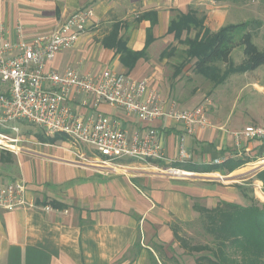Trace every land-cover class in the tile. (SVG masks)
I'll return each instance as SVG.
<instances>
[{"label":"crops","instance_id":"0c3cea01","mask_svg":"<svg viewBox=\"0 0 264 264\" xmlns=\"http://www.w3.org/2000/svg\"><path fill=\"white\" fill-rule=\"evenodd\" d=\"M213 1L221 5L210 9ZM223 1L231 0H0V44L17 41V25L22 27L23 39L28 40L49 32L60 16L91 7L93 14L85 22L86 30L72 47L47 61L46 69L61 73L72 67L82 73H97L109 68L131 79L146 77L149 87L168 108L190 109L198 103L181 101L176 90L189 62L182 65L188 46L184 43L178 57L176 45L183 44L179 41L182 33L176 37L172 23L186 14L197 17L201 10L197 5H204L205 16L199 13L197 17L201 21L199 32H216L224 26ZM115 24L128 48L144 51L132 68L121 64L114 48L103 44ZM254 34L252 40L257 45ZM193 73L201 75L194 66ZM218 84L223 86V81ZM219 99L207 109L210 125L196 126L185 137L189 158L184 162L175 160L182 125L168 118L154 121L164 159L149 162L122 158L108 168L92 156L90 146L71 145L64 134L55 141L42 139L50 135L41 128L43 133L31 130L34 139L27 143L23 139L18 144L0 146V186H22L27 203L13 210L0 208V264H144L151 250L149 243L174 244V229L178 232L179 226L195 221L199 214L194 204L212 208L222 200L242 203L240 185L245 183L225 182L227 173L213 165L247 154L251 141L243 135L236 140L235 131L224 128H234L237 122L223 123V96ZM66 103L85 114L101 112L109 119L117 118L128 141L143 127L134 114L104 102L94 106L91 95L84 103L81 94L71 91ZM74 150L90 159L74 162ZM165 165L193 175L165 176L159 171ZM249 172L254 175L256 170ZM138 242L143 248L136 250L134 244ZM187 264L196 263L193 259Z\"/></svg>","mask_w":264,"mask_h":264},{"label":"built area","instance_id":"2783aa9c","mask_svg":"<svg viewBox=\"0 0 264 264\" xmlns=\"http://www.w3.org/2000/svg\"><path fill=\"white\" fill-rule=\"evenodd\" d=\"M93 14L91 7L78 9L67 16H60L49 32L23 39L21 25L15 27L16 42L0 44V146L22 142L16 124L10 121H26L41 128L47 135L64 134L71 145H88L100 163L108 168L122 158L143 162L164 159L163 145L154 121L168 118L179 122L183 131L178 138L176 161L189 158L185 137L194 128L210 125L204 103L190 109L168 108L160 95L148 85L146 77L131 79L126 74L104 68L97 73H82L67 67L59 73L46 69V63L56 53L72 47L86 30L85 22ZM71 91L81 94L85 103L92 96L94 106L101 102L116 110L134 114L143 125L128 141L126 130L117 118H107L103 113L85 114L66 103ZM10 125V126H8ZM234 135L245 136L249 141L264 143V126L248 124ZM7 142V143H5ZM9 143V144H8ZM236 145L239 142L236 141ZM74 162H87L90 158L73 151ZM80 159V160H78ZM161 174L171 178L192 176L183 168L165 165ZM24 188L15 183L0 186V208L13 210L27 205Z\"/></svg>","mask_w":264,"mask_h":264},{"label":"rangeland","instance_id":"374dc122","mask_svg":"<svg viewBox=\"0 0 264 264\" xmlns=\"http://www.w3.org/2000/svg\"><path fill=\"white\" fill-rule=\"evenodd\" d=\"M261 3H259L258 0H244L243 3L223 1L222 10L223 25L249 19H258L260 22L259 26H253L255 33L254 41L257 43L259 48L264 49V6ZM218 5H221V3L219 4V2L213 1V3L210 4V9H215ZM197 7L201 9L197 11V17L200 16L199 13L205 16V13L207 12V10H205L206 7L199 4ZM195 29L196 28L192 27L189 28L188 32H182L181 39H183L187 33L189 38L194 37V31H197ZM209 33L210 32L206 29L201 32L203 35ZM183 46H185L184 43L176 45V48L178 49V57H181L182 51L180 48ZM243 58L241 47L238 45L235 46L230 54V60L233 65L237 66L241 64ZM215 64L223 71L228 68L226 63H222L220 61H217ZM193 66L194 59L190 60L184 67L185 71L183 70L184 75L182 77V81L179 88L176 87V90H179V94L181 96L179 98L181 101H192L193 105L197 103H204L207 109L210 110V108H212L211 106L216 104L215 99H219V96H223V110H225L223 123L226 125V122L229 123L235 119L237 122L233 126L234 128L231 129L230 127L227 128L224 126L225 129L231 130L229 132L240 131L248 124L264 126V65H261L255 70L244 71L243 73H236L232 75L229 73L223 81V86L216 84L214 81H210L201 75L193 73ZM167 68L170 69V72H172L173 68L171 65ZM176 97L178 98V93ZM218 101H220V99ZM12 124H16L15 126L18 127L20 137L24 139V143L34 139L30 136L33 133L32 131H35L36 133H43L40 128H35V125L26 121L13 120L10 121V125ZM262 147V143L257 140H252L250 150L247 154L243 153V157H241V159H243L248 156V161L241 165H236V167L232 170L225 168L219 169L223 170V173H227L226 176L223 177L225 182L231 181L245 183L243 186L240 185L243 187L244 191L242 200L243 204H249L251 201L257 202L258 205L264 204V184L255 176L256 172L264 168V149H262ZM249 170H256V172L252 175ZM198 214L199 216L195 219V221H193V223L183 227L179 226L177 228L178 232L174 244L163 245L158 243H149L151 250L155 254L163 257L161 259L162 262H165V264H187V261L191 263L195 256L201 253L210 254L211 251H215L220 246L217 242L218 239L216 238V231L211 227L209 228L210 232L206 229L208 228L207 225H210V223L206 224V215H203V213L201 214L200 212H198ZM216 225H218V222L215 226ZM134 246L136 250L142 247L140 242L137 244L135 243ZM134 246L132 249H134ZM200 246L206 247L203 248ZM221 247L223 251V246ZM189 248L195 251L190 253L188 252L190 251ZM224 250V253L229 257V259L236 262H241L246 256H244L234 246L227 247ZM182 256H185V260ZM178 258H180V260ZM144 264H148L147 259Z\"/></svg>","mask_w":264,"mask_h":264},{"label":"trees","instance_id":"16d2710c","mask_svg":"<svg viewBox=\"0 0 264 264\" xmlns=\"http://www.w3.org/2000/svg\"><path fill=\"white\" fill-rule=\"evenodd\" d=\"M231 1L234 3L244 2V0ZM258 2L264 6V0H258ZM172 24V30L175 31L176 37H180L183 30L188 32L189 28L192 27L196 28L195 30L198 29L194 37L189 38L186 35L184 39L179 40L188 46L183 52L185 61L182 65L194 59L195 70L216 84L224 81L229 73H243L244 71L255 70L259 66L264 65V49H259L252 40L253 26H259L260 24L258 19L226 24L216 32H210L206 35L199 32L201 28L200 19L190 14L181 16ZM117 27L118 25L115 24L113 31L103 39V44L114 48L119 54L121 64L132 68L136 60L143 55L144 51H134L128 48L122 36H119ZM150 40L149 37L146 41L147 45ZM237 45L242 48L244 59L241 64L234 66L230 60V54ZM162 55H165V53ZM217 61L226 63L228 68L221 71L215 64ZM0 131L5 130L0 129ZM41 138L55 141L64 138V135L55 134ZM262 145V149H264V143ZM241 157L243 156L227 158L220 165L215 164L213 167L232 170L236 165H241L249 160L247 157L243 159ZM255 176L264 184V168L256 172ZM241 189L244 194L243 187ZM194 207L198 212L206 215V224L210 223L206 229L210 232L209 228L211 227L216 231L217 242L220 245L215 251H211L210 254L201 253L195 256L194 260L196 264H264V204L258 205L255 201L243 204L222 200L212 208H206L199 204H194ZM217 222L218 225L215 226ZM174 236L176 239V229H174ZM221 246H223V251ZM230 246H234L244 256L246 255L241 262L230 260L224 253V249ZM200 247L204 248L206 246ZM194 251L190 249L188 252ZM162 258L152 250H148V264H165V262L161 261ZM178 259L180 260V258Z\"/></svg>","mask_w":264,"mask_h":264}]
</instances>
